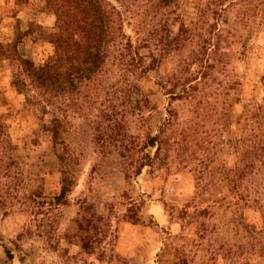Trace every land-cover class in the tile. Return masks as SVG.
Masks as SVG:
<instances>
[{
	"label": "rangeland",
	"instance_id": "rangeland-1",
	"mask_svg": "<svg viewBox=\"0 0 264 264\" xmlns=\"http://www.w3.org/2000/svg\"><path fill=\"white\" fill-rule=\"evenodd\" d=\"M99 2L109 56L44 114L73 4L0 0V264H264V0Z\"/></svg>",
	"mask_w": 264,
	"mask_h": 264
},
{
	"label": "trees",
	"instance_id": "trees-1",
	"mask_svg": "<svg viewBox=\"0 0 264 264\" xmlns=\"http://www.w3.org/2000/svg\"><path fill=\"white\" fill-rule=\"evenodd\" d=\"M65 1L73 4L71 16L73 20L67 22V15L62 14V11H58L57 24L61 33L56 37L55 59L36 68L34 79L32 77V83H36L37 96L40 98L38 101L41 102V111L44 114H48L51 112V108L55 107L52 98L62 95L63 99L68 83L73 84L71 78L69 79V76H67L68 68L66 67V62L74 60L69 55H78L74 66L75 77L79 79H82L83 76L90 77L95 74L97 71H94L93 68L96 67V64L99 61L104 63L109 56L107 49L103 48V45L105 39L110 36V27L107 25L108 21L103 18V7L99 0ZM119 49H122L127 56L131 53L133 54L131 42L124 43L122 41L115 43V58H118L117 60L122 66L120 68L131 72L132 63L125 61L126 57L122 52H119ZM146 69L141 68L140 72L144 73ZM62 101L64 103V99ZM56 110L59 112L63 111L61 106L56 108Z\"/></svg>",
	"mask_w": 264,
	"mask_h": 264
}]
</instances>
